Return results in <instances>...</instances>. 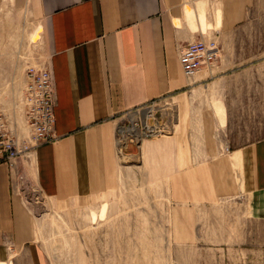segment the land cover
Returning <instances> with one entry per match:
<instances>
[{"label":"crops","instance_id":"crops-1","mask_svg":"<svg viewBox=\"0 0 264 264\" xmlns=\"http://www.w3.org/2000/svg\"><path fill=\"white\" fill-rule=\"evenodd\" d=\"M15 1L38 24L55 86L57 138L38 144L33 159L46 195L66 200L112 190L118 159L126 157L124 146L118 150L116 143L119 124L131 123L135 108L194 84L210 98L201 116L205 132L199 160L205 185L200 193L244 196L250 217L264 224V136L232 147L226 142L227 151L214 137L216 128L264 126V87L259 83L264 74L249 71L264 56V50L258 59L251 53L264 49V0H209L207 24H213L219 9L218 27L210 28L188 21L185 0ZM199 38L218 43L216 73L204 75L202 68L187 78L179 47ZM142 141L139 157L144 158L153 144ZM195 175L188 173L194 179L185 192H197ZM17 181L14 170L0 162V264H9L10 247L23 248L31 264H48ZM259 234L258 249L251 253L264 258V231ZM240 246L238 258L246 251Z\"/></svg>","mask_w":264,"mask_h":264},{"label":"rangeland","instance_id":"rangeland-1","mask_svg":"<svg viewBox=\"0 0 264 264\" xmlns=\"http://www.w3.org/2000/svg\"><path fill=\"white\" fill-rule=\"evenodd\" d=\"M209 8V0H185L189 22H200L202 27H218V7L213 24L206 23ZM263 50L255 49L251 53L258 59V52ZM46 59L38 24L28 8L19 7L15 0H0V110L8 117L6 124L16 133L18 130L21 137L29 134L22 118L21 101L27 68L38 66ZM255 63L256 67L249 71L264 74V56ZM211 67H203L201 73H216L215 66ZM259 83L264 87V81ZM194 86L148 104L154 116L149 122H159L160 128L156 135L144 136L142 140L144 138L145 143L153 146L141 158L143 141H131L126 137L123 148L126 157L118 159L117 185L108 192L66 200L46 195L34 174L35 151L27 158H20L18 167L11 168L18 178V196L30 213L37 242L48 264L263 262L264 258L251 252L258 249L259 233L264 231V224L250 217L246 198L241 195L210 197L200 193L205 185L201 169L204 163L199 160L205 132L201 116L210 98L203 86ZM242 118L247 119V114ZM260 119L264 120L262 114ZM122 125L128 123L121 122L119 126ZM263 136L264 126L214 130L221 151H227L223 146L226 142L230 146ZM115 137L117 141L119 128ZM189 172L196 174L195 194L184 191L188 181L194 179L188 178ZM179 226L182 234H178ZM254 238L256 241L252 240ZM238 243L246 250L239 258L236 255ZM9 249V264H31L24 258L23 248Z\"/></svg>","mask_w":264,"mask_h":264},{"label":"built area","instance_id":"built-area-1","mask_svg":"<svg viewBox=\"0 0 264 264\" xmlns=\"http://www.w3.org/2000/svg\"><path fill=\"white\" fill-rule=\"evenodd\" d=\"M216 56L217 43L212 38H199L179 47V62L187 78L194 77L203 67L213 66ZM27 69V82L21 91V101L22 118L29 134L21 137L18 130L16 133L12 126L6 124L8 117L0 110V162H6L10 168L18 167L19 159L29 157L28 154L33 152L39 143L54 141L57 138L54 133L55 86L50 67L46 62H41L38 66L29 65ZM148 104L135 108V118L132 122L118 127L135 126L140 130L139 138L134 134L125 135L131 141L152 135L151 130L144 127L146 117L148 121L154 117L153 111L151 112L153 109ZM122 138L123 135L119 131L118 139Z\"/></svg>","mask_w":264,"mask_h":264},{"label":"bare ground","instance_id":"bare-ground-1","mask_svg":"<svg viewBox=\"0 0 264 264\" xmlns=\"http://www.w3.org/2000/svg\"><path fill=\"white\" fill-rule=\"evenodd\" d=\"M201 70V69H200ZM199 70V71H200ZM195 77V76H194ZM193 79V78H192ZM191 79V80H192ZM190 80V81H191ZM175 113V112H174ZM176 114V113H175ZM175 118V117H174ZM144 127L146 128V129H149V130H151V132H152V134H156V132L159 130V128H160V126H159V122H157L156 121V123L154 124V125H152L151 123H149V121L147 120V117H146V120L144 121ZM119 131H120V133L123 135V138L125 139L126 137H125V135L126 134H134L135 136L137 135L138 137L137 138H139V133H140V130L139 129H137V127H135V126H131V127H122V128H119ZM127 136V135H126ZM118 139L117 141H116V143H117V147H118V150H120L123 146H125V140L124 139ZM144 139V138H143ZM141 141H142V139H141ZM120 158V157H119ZM34 159V156H33V158H32V161H34L33 160ZM28 164V163H27Z\"/></svg>","mask_w":264,"mask_h":264}]
</instances>
